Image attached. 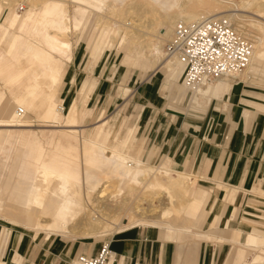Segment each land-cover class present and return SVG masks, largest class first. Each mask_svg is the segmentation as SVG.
Here are the masks:
<instances>
[{
    "label": "crops",
    "instance_id": "obj_1",
    "mask_svg": "<svg viewBox=\"0 0 264 264\" xmlns=\"http://www.w3.org/2000/svg\"><path fill=\"white\" fill-rule=\"evenodd\" d=\"M88 21L89 18L86 22ZM86 28V25H84L77 39L74 41V47L84 42L85 48L91 53L90 59L93 65L102 59L109 60L111 52L115 51V58L121 67L117 68V62L115 61L116 63L112 65L113 68H116L114 69L113 76L122 72L123 81L125 82L133 67L142 68L143 70L148 68L145 70V80H149L153 76L157 77L158 80L166 78L165 88L171 90L172 94L174 91V94L186 95L188 90L183 87L179 80L175 79L174 70L168 69L163 64L155 66L152 60L143 58L137 52V55H133V52H130V46L125 45L123 52L121 51L122 47L120 49L116 48L115 50L113 48H106L103 52L95 56L89 40L91 31L86 33ZM69 62L67 61L64 67V75L60 77L52 92V105L44 100L45 96L49 95L48 88L44 86L25 105L26 111L33 112V110H36L37 117L45 121L56 122V127H67V129L63 128L67 131L59 129L58 135L53 133L47 139V144H45L43 139L31 129L23 126L10 125L1 127L0 125V130L7 131V135L5 134L4 140H2L3 144L2 142L0 143L2 167L3 169L11 171L10 179L6 177L0 186V200L2 196H6L5 199H7L9 195L10 197H8L13 199L8 198V203L11 204V202L14 203L15 201L24 203L28 197V189H30V187H27L30 186L29 183L32 184L35 182L40 169L66 176L72 180H83L85 176V167H83L85 166V146L83 145H86L91 140L106 148L109 147L107 148L109 150L107 153L112 149H117L131 158L153 164L148 158V160L142 158V144H139L138 148L135 149V154H131L130 150L137 139L136 133L139 128V123H131L129 116H127L129 119L124 123V127L126 128L125 137L123 139L116 137L115 143H112L110 140L111 128L105 129L108 120L103 121L97 127L95 126L94 131L89 133L85 129L80 128L84 118L91 114V110L85 107L88 98L85 97L80 107L77 98H74L68 103L66 98L59 96L61 88L66 85V78L70 76L68 71ZM20 72L21 68L18 60L9 57L6 52V47L0 45V78L12 94V100L5 102L6 93L0 90V120H10L17 116L16 106L21 105L19 102L20 96H22L21 98L25 97L26 90L36 81L34 77L25 76L21 80L12 83ZM230 82L229 80L217 81L211 84L212 86L209 90H207L206 85L203 87L205 94L203 92L202 94L194 93L192 99L194 110H197L205 101L216 99V107H214L216 111L210 115L205 114L202 116L187 112L184 116H179V113L174 112V110L156 109L149 114L150 117L148 119L150 120L148 122L150 124L148 127L145 124V129H147L146 133L149 130L150 134L155 129V136L152 140L162 152L161 155H167L158 165H153L170 170L172 174L174 173V176L180 174L188 176L189 178L193 176L185 198L181 218L177 222H174V231H177L174 233L177 235V238L180 239L184 235H193L194 237H199L201 240L204 238L210 240L213 238L218 239L216 243L203 241L197 253H190L188 251L185 255V260L190 264L194 262L198 264H211L216 255L214 253L216 248L219 249L218 253L216 252L217 259L215 258V261L219 263L223 262L226 249L223 248L225 245L221 244L222 240L241 244V247H237L233 258L235 264H263L255 261H258V256L263 255L264 257V246L260 243L264 238V225L255 222L254 218L264 220V206H260L262 208L260 209L261 212H253L245 209L241 211L237 206H244L250 199V194H257L258 196L264 197V119L262 122L260 119L257 120L256 126L252 130L248 129L247 121L243 114L235 119L238 108L237 110L234 109L238 105V102L230 103V110H226L224 104L221 103L225 101L222 98L230 100L240 89L239 84ZM95 86L96 84L94 82L90 83L84 80L82 91L88 95ZM121 89L125 96L131 92V89L127 86L121 87ZM140 89L141 87L138 88V91ZM69 92L71 93L72 91ZM142 92L146 100L154 93L148 87H145ZM155 94L157 96L155 95L150 102L153 103L155 101L153 103L155 105L152 106L156 107L158 103L162 104V101L156 89ZM40 98L44 100H42V107L37 105L38 101L39 104L41 103ZM256 99L260 101L256 102L255 108L264 111V96L257 95ZM59 105L66 106L67 110L64 113L58 112L57 107ZM73 105H76L78 110V124L68 125L67 118ZM145 109L146 107L143 105L141 110L144 112ZM105 113V110L101 111L99 115L100 119ZM141 115L140 113L139 117ZM191 126L192 128H190ZM99 135H102L101 138ZM81 138L83 141L80 140ZM121 146L123 149H121ZM2 176V171H0V178ZM200 179L206 183L207 187L199 184ZM15 180L17 181L16 183ZM24 182H27V184H24ZM20 185L23 187H20ZM25 185L27 186L25 187ZM220 189L224 190V192H221ZM15 190L18 191L17 194ZM5 193L7 195L4 196L3 194ZM15 195L19 196V198L15 197ZM252 205L256 206L257 204L250 202L249 206ZM0 213L2 215L5 213L3 215L4 217L1 218L5 224L13 225L17 229H27L26 231L31 232L33 235V240L45 242L49 251L59 252L63 248L60 236H51L46 232L37 231L33 225L27 222H21V220H14V217L8 214L9 212H3L2 209ZM238 217L241 218L243 223ZM16 222L21 225H17ZM205 224L210 226L207 231L202 229ZM155 225L141 224L139 226L126 227V230L122 229V231L120 230L114 233L111 241V249L115 253L114 264H177L179 259L176 255L175 245L172 244L168 250V253L171 254L170 258H168L165 256L162 246L155 239L148 238V235L150 237L153 236L154 229H158V226H160ZM142 226H148L149 233H147L146 229L138 228ZM169 226L171 227L172 225L169 223ZM5 230L4 228L2 231L3 234ZM42 233L43 237L41 236ZM166 237L170 238L171 236L167 235ZM17 241L18 247L13 255L12 263L22 264L27 258L21 255L20 251L23 245L26 242L28 243V239L23 231L17 234ZM65 251H71L72 255L75 253L74 250L70 249H65ZM250 251H257L258 253L252 257L253 262L252 260L249 262L246 260L248 252ZM20 260L23 262L21 261V263ZM0 263L4 264V261L0 260ZM28 264L37 263L30 261Z\"/></svg>",
    "mask_w": 264,
    "mask_h": 264
},
{
    "label": "bare ground",
    "instance_id": "obj_2",
    "mask_svg": "<svg viewBox=\"0 0 264 264\" xmlns=\"http://www.w3.org/2000/svg\"><path fill=\"white\" fill-rule=\"evenodd\" d=\"M146 1L143 0L144 3L140 5V11H136L137 5L139 4L134 3V1L130 3L127 1L129 4H127L125 7L119 8L120 10L126 8L124 9V14L126 13V15L127 13H131L130 16H132V14L134 13V18L131 22H128L126 17H122L124 16L123 14H120L122 19L121 26H124V28L120 26V28H116L112 26V24L110 25L108 22H106V24H108H104L105 26H103L101 30H98L94 42L93 40L90 42L95 56L103 52L106 48L117 46L120 49L121 47H123V45L125 46V42L129 43L130 52H134V50H137L140 56H143V58L145 59L152 60L155 66L163 64L168 69L174 70L175 79L179 80L183 87L188 90L191 88L188 87L184 82V63L178 58L169 55L165 49V45L173 35L175 25L179 21L193 23L195 21L214 17H227L232 21L234 27L243 36L248 38L251 42L252 38L255 40L253 41L255 42L254 44L251 43L253 47L251 60L249 62V65L247 66L248 68L246 67L247 69L245 68L246 70H243L245 74L247 73L246 71H248V73L255 74L259 71L260 67L264 65V22H262V20H257V24L254 22L256 24L255 27L258 26L262 33H260L261 31L257 28L255 32H251V28L248 29L251 26H249L248 28L245 26L246 22L241 20L244 15L239 13L246 8V5L262 6L264 5V1L249 0L243 5H235L233 3H230V0H182L183 3L179 8H177V10H173L171 12L166 11L167 13H163L165 12L164 10H161L162 12L159 9L157 10L156 7H154L150 3H146ZM12 2L13 1L10 0H0V28H3L0 32V45L6 47V52L9 57L17 59L20 63L21 72L14 78L12 83L21 80L25 76L34 77L36 81L33 85L30 86L28 90H26L27 92L25 97L21 98L22 96H20L19 102L21 106H18L16 113L18 112L19 108H23L24 114L19 115L17 113V116L11 118L10 120H0V125L1 127L10 125L18 127H29L33 126L34 123H32L31 116L26 114L27 111L25 105L27 101L36 92H38L40 88L44 86L49 90V95L45 96L44 100L52 105V92L60 77L64 75V67L67 61L71 62L73 60L74 41L77 39L83 26L86 25L85 22L88 19L90 13V11L88 10L89 7L95 6L97 8H100L101 6L99 4L103 2L105 3V0H75V2H73V11L69 8L68 2L66 0H46V2H44L43 6L40 9H37L34 4L23 15H19L18 12L16 13V11L13 10ZM155 2L160 1L155 0ZM224 2H228V5H225ZM187 3H189V5ZM36 6H38L37 3ZM227 7L228 9H224ZM24 9L25 7H23V10ZM112 10L113 11L111 13L115 15L116 9H114L113 7ZM256 13L257 17L264 18L263 9H258ZM100 20L98 22H100ZM2 22H6L4 26ZM252 23L250 22V25ZM94 30H97L96 26H94ZM157 31L159 34H161L162 37H167L165 39V41H167H164L165 45L163 43L162 54H157L154 52V49L152 47V44L154 42L151 43V41L149 40V37L153 36ZM118 38L119 40L117 41ZM156 39L159 40L160 38ZM115 42H117V45H115ZM164 53L166 56L163 57ZM239 74H241V72L233 76H237ZM229 77L230 76L221 77L218 78L217 81H228ZM211 84L213 83L207 82L205 84H199L193 87L192 90H194V93L196 94H202V92L203 94H205L203 91V87L206 85L208 88L207 90H209L211 89ZM39 100H41V98ZM42 100L40 104L38 101L37 105L42 107ZM63 108L65 111L67 110V107ZM71 108L72 109L70 110V114L67 118V124H78L77 107L76 105H73ZM35 111L36 110H33L34 113ZM57 111L63 113L62 107L58 106ZM94 128L92 131H94ZM6 132L7 131L2 132V129L0 130V143L2 142V144V140H4L3 138ZM80 140H82V138ZM83 146H85V166H83L85 167V176L83 180H72L66 176L56 174L45 169H40L35 182L32 184L29 183L30 186L27 187H30V189H28V197L26 198L24 203H20L19 201H15L16 203H13L10 201L11 204L8 203L10 204L8 206V204L4 203L8 202L7 200L10 196L8 195L9 197L7 196V199L2 196L0 200V208L2 207L1 209L3 210V212H9L8 214L14 217V220L17 219L21 220V222H27L28 224L33 225L37 231L46 232L51 236L59 237L60 235H62L64 237H67V234H69V236L70 234H72L71 236H76L80 233L83 235L81 236L85 238H95L96 235L107 232H112L114 234V232L116 233L120 230L122 231V229H125L126 227L129 228L131 226H139L141 224L160 225L163 219H165L167 216L169 217L173 213L174 215H176V219H174V222H177L181 218L182 211L178 209L179 206L177 208L167 207L168 209H163V211L160 210L161 212L158 211L160 213L156 214L154 213V211L156 212V208H152L154 204L153 202H150L148 205V209L143 207V204L141 205L142 208L139 207V210H141L142 212V214L140 215L141 217L136 218L137 216L133 217L129 214L126 216V219H121L122 221L116 222L114 218H116L117 215L113 212L117 211L116 208L118 206L115 209L113 208L114 210H112V208H109L110 206L107 200H110V198H108L107 195L106 198L104 195L107 194L105 193L106 188H110V186L107 187L108 184H117V187H119V193L125 189L126 185L131 187L134 184L142 185L153 190L165 189L163 192H165L167 189H170V187H173L176 189V191L178 190V193L181 192L186 197L188 189L190 188L189 186L192 182L191 178H193V176L189 178L188 176L180 173V175L177 174L178 176H174V173L172 174V172L168 169L160 168L153 164H148L135 158H131L118 151L117 149L110 150L111 155H108L107 152L109 150L107 148L109 147L106 148L105 146L100 145L97 142H92V140L87 142V144H84ZM16 182L17 181L15 180V183ZM24 184H27V182H24ZM26 186L27 185H25V187ZM20 187L23 186L20 185ZM175 189L172 190L174 191V194ZM17 193L18 191L16 192V194ZM178 193H176L177 198L179 195H181ZM3 195H7V193ZM114 196L112 197L114 198ZM162 196L165 195L162 194ZM15 197L19 198V196L16 195ZM162 198L164 201H167V204H169L168 206H172V203H170L172 202L171 199L168 200L169 197ZM180 198H182V196ZM9 199L12 200L13 198ZM121 200L118 204L122 205L123 201L121 202ZM183 202L185 203L184 200ZM109 203L111 202L109 201ZM114 205L116 206L117 204L115 203ZM114 205L113 207H115ZM120 211L121 210H118V212ZM134 213L135 211L132 214ZM118 219L116 218V220ZM14 220L13 222L15 223ZM165 220L167 221V218ZM18 224L20 223H17V225ZM260 243L264 246V238L260 241ZM260 243L259 245H261ZM18 258L20 259V257ZM113 259L114 256L112 257V260ZM21 261L22 260H20V262ZM255 262H261L264 264L263 255L258 256V261Z\"/></svg>",
    "mask_w": 264,
    "mask_h": 264
},
{
    "label": "rangeland",
    "instance_id": "obj_3",
    "mask_svg": "<svg viewBox=\"0 0 264 264\" xmlns=\"http://www.w3.org/2000/svg\"><path fill=\"white\" fill-rule=\"evenodd\" d=\"M10 1H13L12 8L14 11H16V13L18 12L19 15H23L34 4H35V7H37V9H40L43 6L44 2H46V0L45 1L44 0H10ZM66 1L68 2L69 8L72 10L74 8L73 2H75V0H66ZM127 1L129 3L134 1V3L139 4L137 5L136 11H140V5L144 3L143 0H118V1L117 0L115 1L105 0V3L103 2L99 4L101 6L100 8H97L95 6L89 7L88 10L90 11V13L88 16L89 21L86 22V27H87L86 33L91 31L90 32L91 37L89 39L90 42L92 40L94 42L96 38V33L98 32V30H101V28L107 25L108 23L110 25L112 24V26L116 28H120V27L124 28V26H121L122 19H121L120 14H123L124 16L122 17H126L128 22H131L133 20L134 13L132 14V16H130L131 13H127L128 15L127 17L126 13L124 14L125 12L124 9L126 8L121 9L122 11L119 9L129 4ZM153 1L148 0L146 1V3H150L151 5L156 7L157 10L158 9L160 11L164 10L165 12L163 13H167L168 11L171 12L173 10H177V8H179L180 5H182L183 3L182 0L180 1L179 0H159L160 2H155V0ZM248 1L249 0H230L229 2L235 5H243L244 3ZM250 1H256V0H250ZM259 1H264V0H259ZM36 3L38 6H36ZM187 4L189 5V3ZM224 4L228 5V2H224ZM22 6L25 7L24 10L21 8ZM248 6L249 5H246V8L243 11H240L239 13L244 15V17H242L241 20L246 22V23L244 22L245 26L247 28L251 26L248 29L251 28L250 29L252 30L251 32H255L256 28L260 30L258 26L255 27V25L257 24L256 23L257 20H260V21L262 20V22H264V18L257 17L256 15L257 14L256 12L258 11V9L264 10V5L262 6L256 5L257 7L255 5H252L249 7ZM113 7L114 9H116L115 15L111 13L113 11L112 10ZM224 9H228V7ZM233 12H238V11H233ZM99 20L102 23L98 22ZM252 21L253 23L255 22L256 24L255 23L253 24ZM106 22L108 23L106 24ZM250 22L252 23L251 25H250ZM5 23L6 22L4 23L2 22L3 26L5 25ZM94 26L97 27V30H94ZM2 29L3 28H0V32L2 31ZM260 33H262V31ZM158 34H159L158 31L155 32V34L151 36L152 38L149 37V40L151 41V43L154 42L153 43L154 46L152 44L154 52L157 54H162L163 43L165 45V42L167 41V40L165 41V39L167 37H162L161 34L159 35ZM156 38H160V39L158 40ZM118 40L119 38L117 39V41ZM253 41L255 40L252 38V42H251L252 44L255 43ZM115 45H117V42H115ZM125 45L130 46L129 43H126V42H125ZM112 48L114 50L116 48L119 49L117 46H113ZM124 49L125 47L123 45L121 51L123 52ZM73 52H74L73 60L68 63V71H69L70 76L69 78H66L65 80L66 85L61 88L59 96L62 98H66L68 100V103H70V101L73 100L74 98H77L78 102L80 103V107L85 97L88 98L87 104L85 107H88L91 110V114L84 118V120L81 122L82 126L80 128L85 129V131L89 133L93 130L95 126L100 125L105 120H108V124L106 128L107 129L111 128L112 133L110 136V140L112 143H115L116 137L119 139H123L125 137L126 128L124 127V123L126 122V120L129 119L127 117L129 116L131 123L133 122L136 124L139 123V128L136 133L137 139L135 141V144L132 145V148L130 150L131 154H135L134 152L135 149L138 148L139 144H142L143 146L142 158L144 160L149 159V161L153 164L158 165L162 159L167 157V155H164V154L161 155L162 152L160 151L159 148H157L158 147L157 144H155L152 140L153 137L155 136V129H153L150 134H149V130H148V133H146L147 129H145V124H147V127L150 124V122H148L150 120L148 119L150 117L149 116L150 112L156 109H161V110L169 109V110H174V112L179 113V116H184V114H186L187 112H192V113L203 116L205 114L210 115L211 113L216 111L214 109V107H216L215 105L216 99L215 100L212 99L211 101H205L204 103H202V105L197 110H194V103H192V99L194 96V90L188 89L185 96L174 94V91L172 94L171 90H169L168 88H165L166 78H163L162 80H158L157 77L151 76L152 77L151 79L145 80V76H146L145 70H147L148 68L143 70L142 68L133 67L132 71L129 73L125 82L123 81L122 72L117 74L116 76H113L114 69L116 68H113L112 65L117 62V68L121 67V65L118 63V61L115 58V51L111 52V57L109 58V60L102 59L95 65H93L90 59L91 53L85 48L84 42L80 43L78 46H75L73 49ZM136 52L138 53L137 50L136 51L134 50L133 55H135ZM164 56H166L165 53L163 54V57ZM263 64H264V61H263ZM244 71L241 72V74L237 76L229 77V81H231V83L233 84H239L240 89H239V92L235 94L230 100H226L225 98H222V100H225V101H222L221 103L224 104V107L226 108V110H230V107H231L230 103L238 102V105H236L234 109V110H237L238 108L235 114V119H237L241 114H243L247 121L246 124L248 126V129L253 130L256 126V121L260 119V121L262 122L264 119V111H260L255 108L257 104L256 102L260 101L256 99L257 95L264 96V65H262L259 71L255 74L248 73V71H246L247 73L245 74ZM84 80H87L90 83L94 82L96 84L94 89L90 91L88 95L87 93L85 94L82 91V84ZM217 80L218 79H216V81L213 80L210 83H216ZM150 85L151 87H149ZM125 86L131 89V92L127 96L124 95L121 89V87H125ZM139 87H141L140 91H138ZM145 87H148L150 90H153L154 92L152 96L147 98V100L143 97V94H142L143 93L142 90ZM155 89L158 90L160 97H161V101H162V104L158 103L156 107L152 106V105H155L153 104L155 101L153 103L150 102L152 101V98H154V96L156 95ZM0 90L6 93L5 102H7L8 100L9 101L12 100L11 91L7 87H5V84L1 78H0ZM69 91H72V92L70 93ZM143 105H145L146 107L144 112L143 110H141V107ZM18 106H21V105H17L16 109L18 108ZM59 107H62V111L64 113L65 110L63 107H66V106L59 105ZM103 110H105L106 113L100 119L99 115L101 111ZM140 113L142 114L141 117H139ZM26 114L31 116L32 123H34L33 126H29L26 128L31 129L32 131L36 132L38 136L41 139H43L45 144H47L46 143L47 139H49V137H51L53 133H56L58 135L59 129L67 128V127L52 126L55 124L54 122L45 121L37 117L36 113L34 112L27 111ZM190 128H192V126ZM5 131L6 130H2V132H5ZM121 149H123L122 146H121ZM107 154L111 155L110 152ZM0 168H1L0 171H2V174H3L2 178H0V186H1L2 182L5 180L6 177H8V179H10L11 177L10 175L11 171H9L8 169H3L1 157H0ZM199 184L201 186L207 187L206 183H204V181H201V179L199 180ZM109 186L110 188L109 189L106 188V191H105V193L107 194H104V195L105 197L107 195V197L110 198V200H107L110 206L109 208H112V210H114L118 206L116 208L117 211L113 212L117 215V216L115 215L116 218L117 219L119 218L118 220L114 218L116 222L122 221L121 219L123 220L126 219V216L129 214L130 216H133V217L137 216L136 218L141 217L140 215L142 214V212L141 210H139L140 208H142L141 205L143 204L142 206L148 209L149 208L148 205L150 202H153L154 206L152 208H156V212L154 211V213L156 214L163 211V209H168L170 207L177 208L178 206H179L178 209L182 211L183 210L182 206H184L183 200L185 201V198H186L185 195H183L181 192L178 193L177 192L178 190L176 191V189L173 187H170V189H167L165 192H163L165 189L164 190L163 189L153 190V189L146 188L142 185L134 184L131 187L126 185L125 189L119 193V189H118L119 187H117L118 186L117 184L111 183V184H108L107 187ZM174 189H175V194H174V191H172ZM220 191L224 192V190L222 189H220ZM176 193L181 194V195H179L177 198ZM162 194H164L165 196H162ZM170 194H171V197H170ZM111 195L112 196L115 195L114 198ZM181 196L182 198H180ZM162 197H167V198L169 197L168 200L171 199L172 202L170 203H172V206H168L169 204H167V201H164ZM112 198L115 200H113ZM120 200L121 202L123 201L122 203L124 205L118 204L120 203L119 202ZM109 201L111 203H109ZM250 202H254L257 205L249 206ZM115 203L117 204L116 206L114 205ZM113 205L115 207H113ZM262 205L264 206L263 196H258L257 194L256 195L250 194V199L248 200V202H246L244 206H237V207H239L241 211L245 209V210H251L253 212H261L260 209L262 208L260 206ZM118 210H121L120 211L121 213L118 212ZM131 211L133 212L135 211V213L132 214L133 212ZM2 217L4 216L0 213V260L4 261V263L6 264H13L12 263L13 255L15 254V250L18 247L17 234L20 231H23L25 233L26 238L28 239V243L26 242L27 244L25 243L20 251L21 255L27 258V260L25 259V261L22 264H28L30 261H35L37 264H77V259L80 255H83V254L95 255L98 252L101 243H103L105 240H108L111 242L114 236L112 232L98 234L96 235L95 238H85V237H82L83 235L80 233L77 234L76 236L75 235L71 236L72 234H70L69 236V234H67V237L65 238L64 236L60 235V241L63 244V248L59 252H52V251H49L45 242L33 240V235L31 234V232L26 231L27 229H23V228L17 229L16 227H13V225L5 224L1 219ZM170 217L171 219L172 218L173 219L171 220ZM166 218H167V221L165 220ZM166 218L161 221V224L160 226H158L159 227L158 229H154L153 236L150 237V235H148V238L155 239L158 242V244L162 246V250H164L163 252L165 256H167L168 258H170L171 256V254L168 253V250L171 248L172 244L175 245L176 255L178 256V259H179L178 260L179 262L177 264H190L188 261L185 260L186 253L188 251L190 253H197L199 246L201 243H203V241H207L211 243H216L218 241V239L216 238H213L212 240L204 238L203 240H201L199 237H194L193 235H184L182 238L178 239L177 235L174 233V232H177V231H174V219H176V215H174L173 213L172 215H170L169 217L167 216ZM238 219L242 222L241 218L238 217ZM254 220L255 222H258L264 225V220H259L257 218H254ZM169 222L172 225V227L169 226ZM4 228L6 230L4 231V234H3L2 231ZM138 228L146 229L147 233H149L148 226H142ZM209 228L210 226L205 224L202 229L204 231L205 230L207 231ZM167 235H170L171 237L167 238L166 237ZM41 236L43 237V233ZM1 239H2V242H1ZM221 244H224L225 247L223 248L226 249V255L223 258V262L219 263L215 261V258L217 259V253L219 249V248H216V250L214 251L216 255L213 258L211 264H235L233 262V258L237 251V247H241V244L240 243L235 244L233 242L226 241V240H222ZM65 249L74 250L75 253L72 255L71 251L66 252ZM256 253L257 251L248 252L246 260L250 261ZM193 264H198V263L194 262Z\"/></svg>",
    "mask_w": 264,
    "mask_h": 264
},
{
    "label": "built area",
    "instance_id": "obj_4",
    "mask_svg": "<svg viewBox=\"0 0 264 264\" xmlns=\"http://www.w3.org/2000/svg\"><path fill=\"white\" fill-rule=\"evenodd\" d=\"M252 47L251 41L227 17L193 23L179 21L165 45L169 55L184 63V82L191 90L196 85L242 72L249 65ZM17 113L23 115V108ZM113 256L111 242L105 240L95 255H80L77 264H114Z\"/></svg>",
    "mask_w": 264,
    "mask_h": 264
}]
</instances>
